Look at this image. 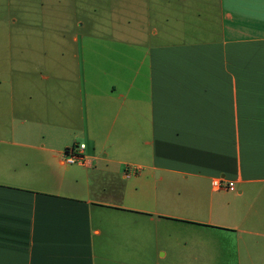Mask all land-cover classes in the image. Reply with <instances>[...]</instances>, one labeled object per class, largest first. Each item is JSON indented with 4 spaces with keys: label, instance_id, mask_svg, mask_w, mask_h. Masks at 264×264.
Returning <instances> with one entry per match:
<instances>
[{
    "label": "crops",
    "instance_id": "0c3cea01",
    "mask_svg": "<svg viewBox=\"0 0 264 264\" xmlns=\"http://www.w3.org/2000/svg\"><path fill=\"white\" fill-rule=\"evenodd\" d=\"M200 26L138 56L126 39L106 82L15 72L0 264H264V0H217ZM72 144L87 164L62 163Z\"/></svg>",
    "mask_w": 264,
    "mask_h": 264
},
{
    "label": "rangeland",
    "instance_id": "374dc122",
    "mask_svg": "<svg viewBox=\"0 0 264 264\" xmlns=\"http://www.w3.org/2000/svg\"><path fill=\"white\" fill-rule=\"evenodd\" d=\"M216 17L217 0H0V132L7 130L10 87L21 79L15 72L65 71L54 79L67 85L94 72L106 82L100 71L123 73L126 39L136 42L128 48L138 56L146 42L203 37L200 25L213 26ZM77 140L91 151L85 138Z\"/></svg>",
    "mask_w": 264,
    "mask_h": 264
},
{
    "label": "built area",
    "instance_id": "2783aa9c",
    "mask_svg": "<svg viewBox=\"0 0 264 264\" xmlns=\"http://www.w3.org/2000/svg\"><path fill=\"white\" fill-rule=\"evenodd\" d=\"M83 144H74L69 146L66 150H62L60 153V159L62 163L69 166L72 164H87V158L82 154ZM211 186L214 189L224 188L226 190H233V183L231 181H221L220 179L211 180Z\"/></svg>",
    "mask_w": 264,
    "mask_h": 264
},
{
    "label": "trees",
    "instance_id": "16d2710c",
    "mask_svg": "<svg viewBox=\"0 0 264 264\" xmlns=\"http://www.w3.org/2000/svg\"><path fill=\"white\" fill-rule=\"evenodd\" d=\"M74 144H72L71 146H73ZM67 148V147H66ZM66 148H64L63 150H66Z\"/></svg>",
    "mask_w": 264,
    "mask_h": 264
}]
</instances>
